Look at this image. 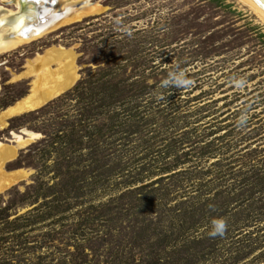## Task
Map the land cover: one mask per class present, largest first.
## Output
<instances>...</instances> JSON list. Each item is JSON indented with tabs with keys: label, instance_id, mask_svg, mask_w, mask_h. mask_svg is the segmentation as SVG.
I'll return each mask as SVG.
<instances>
[{
	"label": "rangeland",
	"instance_id": "obj_1",
	"mask_svg": "<svg viewBox=\"0 0 264 264\" xmlns=\"http://www.w3.org/2000/svg\"><path fill=\"white\" fill-rule=\"evenodd\" d=\"M90 2L102 10L0 55V115L35 90L40 56L76 68L0 124V264H264V21L243 0ZM177 66L194 83L161 87Z\"/></svg>",
	"mask_w": 264,
	"mask_h": 264
},
{
	"label": "bare ground",
	"instance_id": "obj_2",
	"mask_svg": "<svg viewBox=\"0 0 264 264\" xmlns=\"http://www.w3.org/2000/svg\"><path fill=\"white\" fill-rule=\"evenodd\" d=\"M56 1H57L56 6L58 8L57 13L60 14L66 12L73 13L71 17H67L60 24V26L75 22L80 18L82 19V17L84 16L88 17L102 10L100 6L97 5V3H91L90 0H56ZM243 1L247 5H249L250 8H252L255 11V13L264 21V10L262 8H260L253 0H243ZM16 3H17L16 5L18 11L15 14H13L14 12L12 13L13 15L10 16L2 14L0 18V55L11 52L25 43L32 42L48 34L42 32L40 36H32L30 38H24L23 33L28 26L30 16L21 13V6H22L21 0H17ZM63 56H68V58L73 57V55L70 52L51 50L47 56L44 57L40 56L34 62L35 64L33 63L34 67L33 66L31 67L29 74L30 73L32 74L34 71V73L37 75V80L35 83L37 87L29 96L19 101L18 103H16L15 106L9 108L7 111L3 112L0 115L1 126L5 124V121L8 118H12L24 112H28L36 108H39L48 99L60 94L64 89L68 88L73 84V82L76 79V75H75L76 68L72 63L73 59L71 60V63L68 64L69 65L68 68H67L68 65L67 66L64 65L63 67L61 66L62 70L60 72L59 71L54 72L50 69L52 62L54 61L59 62L64 60ZM37 136L38 135L36 134H29L28 140H24L20 138L19 142L20 144H26ZM9 154H11V152L8 151L7 148L3 147V145L0 143V162L3 161L5 158H7ZM9 182L12 183V181ZM1 184L2 183L0 181V185ZM1 189L2 187L0 186V190Z\"/></svg>",
	"mask_w": 264,
	"mask_h": 264
},
{
	"label": "water",
	"instance_id": "obj_3",
	"mask_svg": "<svg viewBox=\"0 0 264 264\" xmlns=\"http://www.w3.org/2000/svg\"><path fill=\"white\" fill-rule=\"evenodd\" d=\"M260 8L264 10V0H253ZM21 13L29 15V23L24 30L23 37L40 36L42 32L49 33L60 27V24L73 13H57V1L41 0L36 3L35 0H23ZM43 33V34H44Z\"/></svg>",
	"mask_w": 264,
	"mask_h": 264
},
{
	"label": "clouds",
	"instance_id": "obj_4",
	"mask_svg": "<svg viewBox=\"0 0 264 264\" xmlns=\"http://www.w3.org/2000/svg\"><path fill=\"white\" fill-rule=\"evenodd\" d=\"M117 24H119V21H117ZM193 83L194 81L187 77L186 72L180 70L177 66V70L170 71L167 78L161 82V87L171 88L175 86L179 89L190 87ZM232 83L237 89H241L246 85V81L243 77L234 78ZM247 118V114L242 113L237 120V127H243L246 124ZM209 207L212 208L213 206L210 205ZM209 227L210 231L208 232V235L210 237H223L227 230V222L224 218H213L210 220Z\"/></svg>",
	"mask_w": 264,
	"mask_h": 264
},
{
	"label": "trees",
	"instance_id": "obj_5",
	"mask_svg": "<svg viewBox=\"0 0 264 264\" xmlns=\"http://www.w3.org/2000/svg\"><path fill=\"white\" fill-rule=\"evenodd\" d=\"M211 1H213V2H217L218 4H220V5H224V3H223V0H211ZM226 8H230V6H225ZM103 90L104 91H108L109 90V87H106V86H103ZM121 93H122V91L121 90H119L116 86H112V90H111V97H113V98H117L118 96H120L121 95ZM101 99H105V97H102ZM107 101H103V102H100L102 105L103 104H105ZM68 141L70 142V143H72L73 142V140H69L68 139ZM256 176V175H255ZM259 177V180H260V182L261 183H263L264 184V173H263V175H258ZM72 177V176H71ZM73 180H76L75 178H72ZM67 184L69 185V183L67 182ZM74 185H76L77 183H73ZM163 236H166V235H163ZM167 237V236H166ZM200 241V240H199ZM173 254H175V255H177V256H179L180 255V251H174L173 252ZM180 260H182V259H180ZM149 262V264H161V263H165V264H171L172 263V261L170 262V260H165V261H161L159 258H157L156 260H154L153 262H152V260H149L148 261Z\"/></svg>",
	"mask_w": 264,
	"mask_h": 264
},
{
	"label": "snow or ice",
	"instance_id": "obj_6",
	"mask_svg": "<svg viewBox=\"0 0 264 264\" xmlns=\"http://www.w3.org/2000/svg\"><path fill=\"white\" fill-rule=\"evenodd\" d=\"M35 2H36V3H40V2H41V0H35ZM52 2H53V3H55V2H56V0H52Z\"/></svg>",
	"mask_w": 264,
	"mask_h": 264
}]
</instances>
